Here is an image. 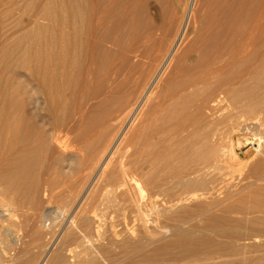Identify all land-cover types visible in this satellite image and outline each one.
<instances>
[{"label": "rangeland", "instance_id": "1", "mask_svg": "<svg viewBox=\"0 0 264 264\" xmlns=\"http://www.w3.org/2000/svg\"><path fill=\"white\" fill-rule=\"evenodd\" d=\"M46 2L0 0V116L11 106L22 123L37 124V130L26 134L28 139L36 144L37 138H44L49 145L55 122L68 121L72 109H36L37 95L29 89L33 83L29 85L23 65L56 62L42 32L51 34L54 18L52 9L42 11ZM142 4L144 9L127 13L122 30L110 32L117 41L107 42L103 53L100 49L94 53L93 62H120L115 83L120 104L108 107L101 99L110 96L102 89L80 94L75 101L91 105L90 118L100 122L85 134L77 126L56 129L63 149L44 152L40 174L36 170L25 177L22 189L9 188L0 195V264H264L263 110H227L228 101L222 103L223 114L211 127L220 137L218 148L227 157V167L221 165L211 195L203 191L181 208L149 215L150 204L139 205L148 193L137 190L135 180L124 191L113 190L112 170L124 163L135 175L139 153H134L142 147V136L185 118L190 123L183 134L191 130L195 135L211 122L206 115L198 120L191 106L185 114L178 111L171 122L158 112L160 105L176 108L168 88L190 68L195 71L194 64L205 55L199 38L205 34L208 0H144ZM96 69L102 72L100 66ZM262 72L264 65L257 77L264 76ZM230 116L238 117L240 126L228 123ZM241 125L251 129L240 130ZM249 151L253 156L247 158ZM37 179L41 187L34 189ZM177 228H192L195 235H175ZM222 228L227 235L218 234Z\"/></svg>", "mask_w": 264, "mask_h": 264}, {"label": "bare ground", "instance_id": "2", "mask_svg": "<svg viewBox=\"0 0 264 264\" xmlns=\"http://www.w3.org/2000/svg\"><path fill=\"white\" fill-rule=\"evenodd\" d=\"M143 1L45 0L46 6L42 5V11L52 9L50 11L54 12L50 25L53 35H45L46 32H42L46 36L45 41L49 48H52L56 62L48 60L24 62L23 65L31 80L29 85L32 83L35 85L29 89L37 95L34 101L36 102L34 105L37 104L36 109L46 108L54 112L67 107L72 109V113L68 121L55 122L49 145H46L44 138H37L36 144L28 139L26 134L30 130H37V124L31 123L28 127L26 123H22V117L17 115V111L15 113L11 106L6 115L0 116V195L4 196L9 188L22 189L25 177L36 170L38 171L36 174L43 171V168L40 170L42 165L40 161L45 154L55 149H63L58 139L60 129L59 131L56 129L77 126L79 133L85 134L95 127L98 121L100 122V118H90L91 105H79L80 103L75 101L80 94L89 89L90 91L102 89L110 96L102 98V102L108 107L120 104L121 98L117 95L115 85L120 62H93L94 53L96 49L102 50L103 53L107 42L117 41L110 36V32L122 30L125 27L124 18L127 13L136 11L138 7L144 9ZM208 2L210 9L205 19V34L199 38L204 42L205 55L201 62L194 64L197 68L195 71L191 72L193 67L190 68L191 73H187L188 75L180 82L168 88L171 98L175 100L176 108L160 105L158 108L162 111L156 108L154 112H163L168 115L167 122H171L179 115L178 111L185 114L191 106L194 107L193 112L198 116V120H202L206 115L205 117L211 121L210 124L204 125L205 127L200 128L195 135L191 134V130L183 134L189 122L186 118L180 124L174 121L154 129L152 133L142 136V147L134 153H139L134 159L135 175L124 163H120L122 164L120 168L112 170L110 174L113 190L122 188L124 191L127 184L135 180L136 189L148 193L139 205L150 204L149 215H163L173 207L181 208L187 201L205 193L203 191L211 195L218 185V171L220 167H225L227 157L222 155V148H218L220 137L211 125L223 112L221 110L224 101H228L224 107L227 110L264 111V76L257 77L264 65V0H208ZM96 66H100L102 72H97ZM212 83L214 86L211 88L209 85ZM200 85L203 89H199ZM229 119L228 123L240 126L238 117L230 116ZM247 128L251 129V126L243 125L239 129ZM144 152H147L145 156L140 154ZM252 156L253 152L249 151L247 158ZM144 173H148L149 176L144 178ZM40 183L37 179L34 189L40 188ZM210 201L208 203L211 205ZM40 203L37 201L36 205L39 206ZM117 203L115 206H119ZM186 230L177 228L174 234L187 237L194 231L192 228V231ZM217 232L219 235L228 233L224 228L218 229Z\"/></svg>", "mask_w": 264, "mask_h": 264}]
</instances>
